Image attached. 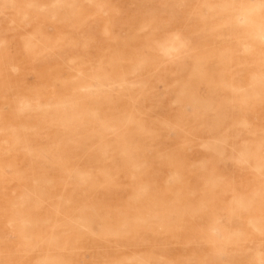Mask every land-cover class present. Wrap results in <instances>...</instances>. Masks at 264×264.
I'll return each mask as SVG.
<instances>
[{"label":"rangeland","instance_id":"rangeland-1","mask_svg":"<svg viewBox=\"0 0 264 264\" xmlns=\"http://www.w3.org/2000/svg\"><path fill=\"white\" fill-rule=\"evenodd\" d=\"M201 1L0 0V264H264V0Z\"/></svg>","mask_w":264,"mask_h":264},{"label":"bare ground","instance_id":"bare-ground-1","mask_svg":"<svg viewBox=\"0 0 264 264\" xmlns=\"http://www.w3.org/2000/svg\"><path fill=\"white\" fill-rule=\"evenodd\" d=\"M202 1H204V0H202ZM202 1H201V2H202ZM205 1H206V0H205ZM205 3H206V5H208V1H206ZM31 4H32V2H31ZM202 5H204V4H202ZM206 5H205V6H206ZM201 7H203V6H201ZM207 7H208V6H207ZM36 9H37V8H36ZM36 9H35V10H36ZM200 10H201V9H200ZM201 13H202V11L200 12V14H201ZM202 14H203V16H204V13H202ZM205 18H206V17H205ZM200 19H201V16H200ZM142 21H143V19H142ZM203 21H205V20H203ZM68 23H69V22H68ZM68 28H69V27H68ZM117 34H119V33H117ZM119 36H120V35H119ZM247 50H248V49H247ZM12 71H13V70H12ZM131 71H132V70H131ZM189 71H190V70H189ZM132 72H133V71H132ZM197 72H198V71H197ZM119 78H120V77H119ZM205 78H206V77H205ZM110 83H111V82H110ZM53 90H54V89H53ZM38 100H39V99H38ZM104 101H105V100H104ZM46 108H47V107H46ZM53 108H54V107H53ZM117 115H118V114H117ZM117 115H116V116H117ZM197 116H199V115H197ZM200 117H201V116H200ZM204 117H205V116H204ZM206 118H207V117H206ZM118 120H119V119H118ZM206 121H207V120H206ZM205 125L207 126V124H205ZM206 126H205V127H206ZM205 127H204V128H205ZM198 129H199V128H198ZM206 129H207V128H206ZM139 132H140V131H139ZM135 134H136V133H135ZM141 134H142V133H141ZM141 137H142V136H141ZM84 138H85V137H84ZM86 140H87V139H86ZM205 141H206V140H205ZM206 142H207V141H206ZM243 142H244V140H243ZM244 144H245V143H244ZM245 145H246V144H245ZM29 154H30V153H29ZM30 155H31V154H30ZM166 156H167V155H166ZM30 157H31V156H30ZM126 159H127V158H125V160H126ZM124 162H125V161H124ZM128 163H129V162H128ZM94 167H95V165H94ZM96 167H97V166H96ZM98 169L100 170L101 168H98ZM159 202H160V201H159ZM161 203H162V202H161ZM82 210H83V209H82ZM87 212H88V211H87ZM136 224H137V223H136ZM194 226H195V224H194ZM137 231L139 232V230H137ZM135 235H136V234H135ZM136 236H137V235H136ZM136 236H135V237H136Z\"/></svg>","mask_w":264,"mask_h":264}]
</instances>
